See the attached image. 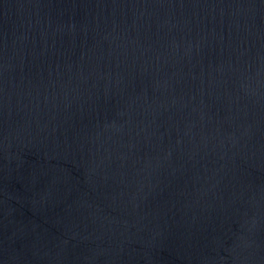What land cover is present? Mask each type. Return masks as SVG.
Returning a JSON list of instances; mask_svg holds the SVG:
<instances>
[{
    "label": "water",
    "instance_id": "obj_1",
    "mask_svg": "<svg viewBox=\"0 0 264 264\" xmlns=\"http://www.w3.org/2000/svg\"><path fill=\"white\" fill-rule=\"evenodd\" d=\"M0 264H264V0H0Z\"/></svg>",
    "mask_w": 264,
    "mask_h": 264
}]
</instances>
